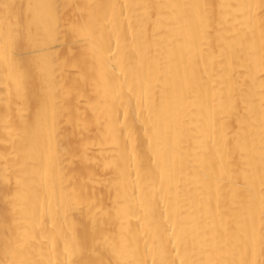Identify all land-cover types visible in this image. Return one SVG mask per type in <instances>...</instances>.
Wrapping results in <instances>:
<instances>
[{
    "label": "bare ground",
    "instance_id": "obj_1",
    "mask_svg": "<svg viewBox=\"0 0 264 264\" xmlns=\"http://www.w3.org/2000/svg\"><path fill=\"white\" fill-rule=\"evenodd\" d=\"M0 264H264V0H0Z\"/></svg>",
    "mask_w": 264,
    "mask_h": 264
}]
</instances>
